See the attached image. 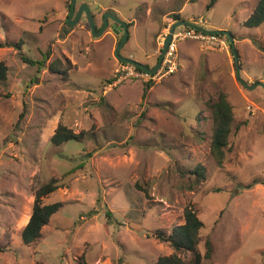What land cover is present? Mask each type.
Returning <instances> with one entry per match:
<instances>
[{
    "label": "rangeland",
    "instance_id": "rangeland-1",
    "mask_svg": "<svg viewBox=\"0 0 264 264\" xmlns=\"http://www.w3.org/2000/svg\"><path fill=\"white\" fill-rule=\"evenodd\" d=\"M71 1L0 0V264H157L174 249L156 235L183 225L187 208L204 224L203 255L211 243L202 264H264V24L244 25L259 0H217L209 11L210 0H77L72 21L83 5L97 30L108 17L100 37L86 13L69 24ZM109 14L132 24L120 54L150 68L170 24L203 19L232 34L240 78L257 87L240 84L233 48L190 41L179 44V71L145 98L146 82L115 85L124 34ZM221 93L235 120L219 163L211 105ZM60 124L83 137L53 145ZM52 180L61 187L43 203L62 207L27 246L36 191Z\"/></svg>",
    "mask_w": 264,
    "mask_h": 264
},
{
    "label": "trees",
    "instance_id": "trees-1",
    "mask_svg": "<svg viewBox=\"0 0 264 264\" xmlns=\"http://www.w3.org/2000/svg\"><path fill=\"white\" fill-rule=\"evenodd\" d=\"M217 0H210L207 5V10L214 8ZM177 21L181 20L179 16H175ZM264 24V0H259L254 13L244 22V25L249 28H258ZM132 26L128 24V29ZM229 42L230 40L224 33L221 34ZM124 37V35H123ZM122 42V41H121ZM120 42V43H121ZM22 44L18 43L19 48ZM0 47L2 44H0ZM157 58V63L159 61ZM23 60L29 64H40L39 62L32 61L26 57ZM69 63L68 59H65ZM124 63V62H122ZM63 64L57 60L50 65V70L53 73H60V66ZM148 67V66H147ZM240 67V66H239ZM241 70V68H240ZM8 80V67L4 62H0V83L5 84ZM154 83H146L144 88V98L147 92L152 88ZM212 114H213V137H212V151L213 154L219 158V163L225 158V149L229 144V138L232 133V125L234 122V114L232 107L228 102L227 96L223 93L219 94L216 101H213ZM83 132H75L63 124H60L55 134L51 138V142L55 146H60L65 142L71 140H80L83 137ZM196 182H201L205 179V169L195 168L193 170ZM61 187L56 181L43 185L38 188L35 194V203L31 218L22 231L23 243L27 246L32 245L42 238V231L47 226L52 217L61 209L62 203L44 204L43 200L50 194L54 193ZM185 223L171 232H164L159 230L156 235L162 242L168 243L173 249L174 253L169 256L161 257L157 264H202L203 258H211L212 247L210 241L206 244V253L203 255L199 250L201 243V231L204 227L203 222L198 216V213L192 208H187L184 213ZM8 247L0 245V252H5Z\"/></svg>",
    "mask_w": 264,
    "mask_h": 264
},
{
    "label": "built area",
    "instance_id": "built-area-1",
    "mask_svg": "<svg viewBox=\"0 0 264 264\" xmlns=\"http://www.w3.org/2000/svg\"><path fill=\"white\" fill-rule=\"evenodd\" d=\"M206 21L203 19L192 20L189 26H179L172 34V39L166 48L163 60L156 72H147L129 63H121L115 73V85L126 80H140L146 83H158L180 69L178 48L181 42H195L200 48L208 52L225 53L231 50L227 39L221 34L212 33L206 29ZM169 28L161 35L159 41L158 56L162 54L168 35L171 33ZM155 68V67H154ZM151 68V69H154Z\"/></svg>",
    "mask_w": 264,
    "mask_h": 264
},
{
    "label": "water",
    "instance_id": "water-1",
    "mask_svg": "<svg viewBox=\"0 0 264 264\" xmlns=\"http://www.w3.org/2000/svg\"><path fill=\"white\" fill-rule=\"evenodd\" d=\"M76 2L77 0H72L71 1V9H70V14H69V17H68V22L69 24H76L79 20H80V17L83 13H86L87 14V17H88V20H89V24H90V27L93 31V34L96 36V37H100L103 35V33L105 32V30L109 27V22H108V17H106L104 19V26H102V28L100 30H97V26H96V23H95V20H94V17L92 16L88 6L86 5H83L82 8H80L79 12L76 13V20H71L76 12ZM109 16L118 24V27H120V29L123 30V34H124V37H123V40L122 42L118 45L117 49H116V57L118 58L119 61L121 62H124V63H129V64H132L136 67H139L141 68L142 70L144 71H147V72H156L157 69L159 68L162 60H163V57H164V54L166 52V48L167 46L169 45L171 39H172V34L173 32L175 31V29L179 26H189V23L188 22H177L174 24V26L172 27L171 29V33L168 35L167 37V40H166V43H165V47L163 48L162 50V54L159 58V61L158 63L156 64L155 68L154 69H151L145 65H143L142 63L136 61V60H133V59H130V58H126L124 56H122L120 54L122 48L124 47L125 43L128 41L129 39V29H128V24L123 22L122 20H120L119 18H117L116 16L114 15H111L109 14ZM120 29H116V32H119ZM212 33H216V34H222L224 33L225 35L228 36L229 40H230V43L231 45H233V54H234V57H235V60H236V63H237V77H238V80L240 82V84L242 86H244L246 89L248 90H254L257 86L256 85H252L250 86L247 82L243 81L241 78H240V67H239V59H238V55H237V49L236 47L234 46V38L232 36L231 33L229 32H223V31H212Z\"/></svg>",
    "mask_w": 264,
    "mask_h": 264
},
{
    "label": "bare ground",
    "instance_id": "bare-ground-1",
    "mask_svg": "<svg viewBox=\"0 0 264 264\" xmlns=\"http://www.w3.org/2000/svg\"><path fill=\"white\" fill-rule=\"evenodd\" d=\"M53 126L55 127L54 123H52V125L50 126V130H53Z\"/></svg>",
    "mask_w": 264,
    "mask_h": 264
},
{
    "label": "crops",
    "instance_id": "crops-1",
    "mask_svg": "<svg viewBox=\"0 0 264 264\" xmlns=\"http://www.w3.org/2000/svg\"><path fill=\"white\" fill-rule=\"evenodd\" d=\"M212 53H219V52H212ZM150 68V67H149Z\"/></svg>",
    "mask_w": 264,
    "mask_h": 264
}]
</instances>
